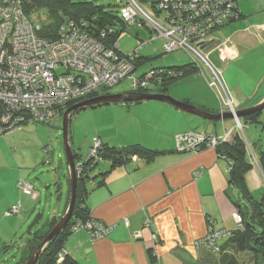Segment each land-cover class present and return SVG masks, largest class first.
<instances>
[{"label":"crops","instance_id":"1","mask_svg":"<svg viewBox=\"0 0 264 264\" xmlns=\"http://www.w3.org/2000/svg\"><path fill=\"white\" fill-rule=\"evenodd\" d=\"M258 1L261 0H238L237 7L241 17L215 29L211 36L213 44L217 45L209 53V60L221 69L229 96L242 109L258 105L264 98V67L257 69L255 62L257 55L263 56L260 62L264 61V22H259L264 18V12L258 13ZM262 4L260 2V6ZM248 13H258L255 18L259 21L254 22L257 23L255 26L245 29L244 25L240 26L243 23L240 19L248 17ZM233 23L237 24L234 26L235 31ZM225 26H229L231 33L219 40L215 32ZM219 50L229 53L225 61L219 58ZM248 51L257 53L251 54L253 65H246L243 70L238 63ZM142 65L137 66L136 70ZM194 74L198 73L187 75ZM193 80L194 78L184 81L188 82L186 84H189L193 95L178 99L201 109L217 111L218 107L216 108L209 90L205 87L203 92L195 88ZM235 86L240 87L239 94L233 92ZM247 90L250 98L245 101L243 92ZM138 105L149 111L147 116L155 118H150L155 122L151 129L156 133L153 136L148 133L150 139L139 134L142 122L138 120V124L133 127L135 130L125 122L122 135L96 136L91 139V143L83 144L79 152L84 155L92 146L93 140L99 139L102 143L113 146L140 143L162 153L151 162L133 157L123 165L111 168L104 165L101 171H108L103 177L104 182L91 190L86 201L91 208V217L112 225L113 229L106 237L97 241H90L85 230H77L66 239L64 248L80 264H220L218 259L213 258V253L194 249L192 243L205 235L210 220L215 229H234L231 215L235 209L230 199L236 200L240 194L228 184V164L223 158H218L214 150L179 153L175 150L174 139L176 134L185 131L220 135L223 129L233 128L232 121H209L161 101H141L129 108L109 104L123 114L124 110L129 112ZM128 118L125 117V120H129ZM260 151L261 149L257 154ZM194 171L200 173L195 176ZM245 180L250 192L253 188L264 186V177L257 166L251 168ZM9 186L11 191L6 188L7 183L3 182L1 185L0 212L17 201L13 183ZM22 196L25 195L19 191V197ZM65 209L66 206L64 211ZM124 219L128 220V226L124 225ZM146 219L152 220L150 228L144 226ZM136 232L140 236H136ZM151 232L157 235L156 240L151 237ZM149 249L157 257L154 262L148 257ZM56 264L62 263L58 261Z\"/></svg>","mask_w":264,"mask_h":264},{"label":"rangeland","instance_id":"2","mask_svg":"<svg viewBox=\"0 0 264 264\" xmlns=\"http://www.w3.org/2000/svg\"><path fill=\"white\" fill-rule=\"evenodd\" d=\"M92 1L95 2L96 4L104 5L106 7L111 6L113 8H118L117 6L123 0H92ZM136 1L139 4V6H144L145 4L144 0H136ZM260 2L263 3L261 6H260ZM144 9L151 17L157 19L159 22V19L156 18V15H154L148 8L144 7ZM256 9L259 10L258 13L264 12L263 0L258 1ZM258 13L246 14V16L248 17L244 19H240V21L243 22L240 23V26L244 25L245 29L248 27L255 26V24L257 23L254 22L259 21L256 20L255 18V16H257ZM37 16H39L40 20L43 21L46 20L44 10L38 11L33 15V17H37ZM233 20H235V18ZM259 22H264V18ZM137 24L126 26V29L121 33L117 41L119 43L120 49L124 54H128L134 51L135 48L138 46V44L140 42H143L142 48L140 49V46H138L137 50L139 51L138 54L135 55L137 56L143 55L146 58L142 59L144 62L143 65L137 70H135L136 74H139L151 67L150 69H148L149 75L143 78V80L147 83V85L146 83H144L143 88L136 87V89H134L131 94H135V95H138L140 93L164 94L160 90L157 89L155 90L151 85L152 84L157 85L159 80L162 82L165 81L167 83L169 79L175 80L179 75L176 73V71L172 72L170 69H165V67L161 68L155 66H176L182 63L191 62L193 59L189 55V53H187L185 50H182L180 48L179 50L171 53H167L166 51H164L163 45L165 39L159 37L160 34H163L162 29L153 30L151 27H149L146 24V22L141 25H137ZM233 24H234L233 30L235 31L234 26L237 24L235 23ZM230 33L231 30L229 26H225L224 28H221L215 32L216 37H218L219 40H223L225 37L229 36ZM104 36L105 34H103L102 38ZM210 39L211 38H209V40L208 39L206 40L208 46L206 45L207 47L205 49L203 47V51H205V53H207L208 56L209 53L213 49H215L217 45V44L216 45L213 44V39L211 40ZM206 42H204L203 45H205ZM103 44L107 46L105 43ZM257 51L255 52L257 53ZM258 52L260 54V51ZM223 53L224 56H220L219 54V58L222 59V61H225L229 53L228 54L225 52ZM253 53L252 51H248L240 58V62L238 64L239 66L242 67L243 70L246 65H248L249 67L253 65V56L251 55ZM212 57L214 59V54L212 55ZM262 58L263 56L257 55L255 59V62H257L256 63L257 69H262L264 67V61L260 62ZM216 68L221 72L220 68L218 67ZM132 70L131 67L129 66V70L125 74V77H122V79L117 78L114 81H112V83H110L111 85L105 86V88H107L106 92L109 94H117V93L129 94L126 92H129L131 90V85L127 77L131 75ZM203 70H204L203 72L206 73L205 69ZM133 72L134 71H132V73ZM204 73L203 75L202 74L201 75L206 79ZM201 75L199 73L196 75L195 74L187 75L175 82H171L168 86V92H170V94L168 93V95H170L175 100H179L178 98H182L184 96H192L193 92L190 89L189 84H186L188 82L184 83V81L186 79L194 78L193 80L194 87L203 90V92H204V88L206 87L210 92L213 102L216 104V108L218 107L217 111H208L198 107L197 109L206 113H211L214 115L221 116L217 120L207 119L209 121H213V122L232 121L233 128L223 129V132L220 135L209 134L201 131L196 132L199 133L200 135L205 133V135L209 134L214 136L213 139L207 137L204 141V145L200 148L199 151L204 149H212L215 151L218 158H223L226 161L224 155L221 153L220 150H218L219 149L218 146L221 143H223L220 140L224 136H227L226 137L227 140L231 141L233 137L230 138L229 136L231 135L234 136L235 133L237 132L243 134L242 140L244 144L245 145L248 144L251 151L254 154H257L258 150L260 149L264 151V107L263 109H261V112L258 115L255 122L251 119H248V116L250 114L242 117H236L235 114L237 111L246 110L250 107H246L243 109L239 108L236 102L233 100V98H231L230 99L231 103L235 107V110L232 113L230 103L228 101H225V103H222L220 105V98L218 97L216 91H213L212 89L209 88L207 81ZM221 76H222V72H221ZM223 86H224V90L229 95V91L226 88L225 84H223ZM143 90L148 93H143ZM240 90L241 89L239 86L233 87V92L235 93L239 94ZM248 91L249 90L243 92L245 94L243 95L245 96L244 97L245 99L243 100L245 101L250 98V93L248 94ZM90 93H87V95ZM79 99H81V97L74 100L76 101ZM153 101H157V100H153ZM263 101L264 98L261 102ZM109 104H102L103 106L102 105L96 106L95 108H90V107L85 108L71 115L70 121L68 123L67 137H68V144L72 150L74 151L82 150L83 144L86 143L89 144V142L91 143V139L96 136L101 137V135H106L112 137V136H117V134L122 135L124 133L122 131V127L126 126L125 122L130 124L132 128L138 124V120L142 122V124L140 125L141 130L139 131V134H141V136L146 137L147 139L151 138L150 135H147L148 133H151L152 136L156 134L151 129L154 126L155 122L150 119L152 118L154 120L155 118L147 116V114L149 115L150 113L148 110H145L144 107L138 105L135 108L130 109L129 112L124 110V114H123L119 112L117 108L109 106ZM2 109L4 112L7 109V107L2 105ZM229 113L232 114L233 116L231 119H225L222 117L223 114H229ZM125 117H129L128 118L129 120H125ZM0 118L1 120L3 119L1 115ZM237 119L239 120L240 123L239 126L237 125L236 122ZM27 120L29 119H26L25 123H22L23 121H19L17 124H20V130L15 131L13 133L8 132L10 130L12 123L7 122V124L5 125L0 124V183H1L0 191L3 190V188H1L3 182L5 184L7 183L6 188H8V191L10 189L9 184L13 183L14 186L16 181L19 180H26L32 183L33 185V191L31 192L30 195H26L27 197L25 196L19 197V191L14 186L15 192L17 194V199H16L17 201L15 202V204L19 202L21 206V212L18 215L5 217L3 214L4 212H0V264H22V262L23 264H25L26 263L25 261L28 260V257H30L31 254L30 251L31 248H28L27 250L25 249L27 242L31 240L38 232L43 231L44 234H46V232L48 234L51 231L50 229V231L48 232L52 219H60L62 216L61 215L62 212L64 214L68 209L67 203L70 194V185H69V172H68L66 156H65L63 131H62L63 115L59 114L54 120H52L51 123H44V124L31 123ZM157 126L160 127L159 125ZM135 129L136 128H133L132 130ZM232 130L233 133L231 132ZM185 132H190V131H185ZM240 133L238 134L241 135ZM214 142H219V144L217 146H214L213 145ZM131 143L133 144L134 142ZM176 151L179 153H195L193 151H190L189 147L187 149L183 148ZM251 154L252 153L249 151L250 158L252 159L253 162H255L254 165L257 166L255 158L251 156ZM226 162L228 164L227 171L229 175V172L231 170V163L229 161ZM73 163H74L73 167L76 175L77 163L74 160V157H73ZM83 167L84 166H82L81 164L80 175L82 174ZM193 174L195 176L198 175L197 171H194ZM230 186L234 188L233 184L232 185L230 184ZM251 193H252V197L255 200L264 199V186L262 185L261 187L253 188ZM65 206L66 209L64 211ZM231 218L234 223L233 230L242 228L243 226L242 221H240L239 223L235 212L232 213ZM151 221H152L151 219H148L144 225L151 226L152 225ZM212 228L214 230H212ZM210 230H212L213 233H219V229L214 228L213 221L211 220L207 224V231L205 235L207 233H210L209 232ZM221 230H225L230 233V230H227L225 228H222ZM135 235L140 236V233L136 232ZM225 235L222 234V236L221 235L219 236L223 237ZM151 237L154 240L157 239V235L155 233H152ZM218 252L221 253L220 255H223V248L219 249V251L216 250V252L213 254L214 259L219 258V255L216 254ZM230 253H233V258L234 259L236 258L239 264H253V262L258 261L260 259V254L257 253L256 251H250V252L230 251ZM57 258L58 257H56V261L58 262L59 260Z\"/></svg>","mask_w":264,"mask_h":264},{"label":"built area","instance_id":"3","mask_svg":"<svg viewBox=\"0 0 264 264\" xmlns=\"http://www.w3.org/2000/svg\"><path fill=\"white\" fill-rule=\"evenodd\" d=\"M237 2L238 0H154L153 5L146 3L139 6L136 0H124L120 14L128 23L141 25L146 22L153 30L162 29L163 34L159 37L165 39L164 51L171 53L180 48L189 53L197 72L203 75L205 69L207 84L216 91L220 105L228 101L233 113L235 107L224 90L221 72L211 63L203 47L205 49L208 46L206 40L212 39L215 29L224 22L237 18ZM144 7L156 15L159 22ZM78 24L73 20H66L59 26L56 38H42L35 32L39 27L31 24L24 16L19 1L0 0V115L4 119L0 118V124L12 123L9 133L20 129V124L17 123H25L26 119L31 123H51L68 101L83 98L91 91L111 85L117 78L122 79L129 66L131 70L134 69L127 77L132 90L144 87L146 82L135 74L136 55L123 54L118 45L105 46L99 39L83 32ZM219 51L220 56H224ZM60 65L63 71L58 73ZM148 73L149 71L145 76ZM2 105L7 107L4 112ZM236 122L239 126L238 119ZM207 137L214 138L213 135H200L195 131L179 133L175 136L176 150L189 147L190 151L196 152L204 145ZM241 137L243 138V134ZM217 144L219 142H214L213 145ZM99 148L100 140L94 139L86 158L98 160ZM76 163V177H79L81 163ZM197 173L199 174L198 171ZM17 186L24 195H30L33 191V185L23 180ZM20 210L21 206L17 203L5 215L18 214ZM235 214L240 223L241 218L236 212ZM123 223L126 226L129 224L127 219ZM85 228L91 241L106 237L113 229L112 225L90 222L85 224ZM212 230L193 241V248L208 246L218 251L219 241L224 237H221L222 234L229 235V232L219 229V233H213ZM65 253V249L60 250L59 261Z\"/></svg>","mask_w":264,"mask_h":264},{"label":"trees","instance_id":"4","mask_svg":"<svg viewBox=\"0 0 264 264\" xmlns=\"http://www.w3.org/2000/svg\"><path fill=\"white\" fill-rule=\"evenodd\" d=\"M17 1L20 2L21 11L23 12L24 16L27 17L29 22L39 27V29L35 30L36 34L46 39L56 38V34H57V30L59 29V26L62 25V23H64V21L66 20H73L74 22L79 23L78 25L83 32L89 34L94 38L99 39L109 47L118 45V48L120 49L119 43L117 41L121 33L126 29V26L137 24V23H132V24L128 23L121 16L120 9L122 7V3L124 2V0L117 6L118 8H113L111 6L106 7L104 5L96 4L92 0H17ZM144 1L145 4L146 3L150 5L154 4V0H144ZM41 10H44L45 12V16H46L45 21L40 20L39 16L33 17L35 13ZM235 12L237 13L236 16L237 18L235 19L241 17L240 12L238 11V7L237 10H235ZM229 21L224 22L219 27L223 26L225 23H228ZM102 33L105 34L103 38L101 36ZM138 46H140L141 49L143 46V42H140ZM138 46L135 48L134 51L130 53L134 55L138 54L139 51L137 50ZM120 51L122 52L121 49ZM144 58L146 57L143 55H138V56L136 55L134 59L135 66L136 65L139 66L143 64L144 62L142 59ZM162 67H165V69H170L172 72L176 71V73L179 75L175 80L169 79L167 83L165 81L162 82L159 80L157 85L156 84L151 85L155 90L156 89L160 90L164 94H167L168 86L171 82H175L187 74L198 73L196 71L197 67L193 62H189L183 65H176V66H161V68ZM62 71H63V67L60 65L58 67L57 72L60 73ZM147 71L149 70H146L143 73H139V74L135 73V74L136 76L138 77L140 76L141 79H143ZM106 90L107 88L101 87L97 90L92 91L90 94L79 100L69 101L67 105L62 107L61 112H59V114L63 115V113L70 106L80 101L109 94L106 92ZM132 92L133 90L131 87V90L126 93L131 94ZM143 93H148V92L143 90ZM140 102L141 101L121 102L115 104L124 106L125 108H129L131 105ZM75 112L77 111H74L73 113ZM260 112L261 110H256L252 112L248 116V119H251L255 122ZM19 130L20 129L16 131ZM231 132L233 133V130ZM229 137L230 138L233 137L232 140L228 141L227 138H223L222 139L223 143H221L218 146L219 148L218 150H220L221 153L224 155L226 161H229L231 163V170L229 172L228 184L229 185L233 184L236 191L240 194V197L237 198L236 200L233 199L230 200L234 206L235 209L234 212H236L238 216L241 218L243 226L240 229H236L232 231L230 230L229 235H225L223 239L219 241V246H220L219 249L223 248V255H220L221 254L220 252L216 253L219 255L218 262L220 264H239L238 260H236V258L235 259L233 258V253H230V251L231 252L256 251L257 253L260 254V259L258 261L253 262V264H264V199L255 200L252 197V193L248 190L245 180L246 174L251 170L253 166H255L254 165L255 162H253L252 159L250 158L249 151L252 153L251 156L255 158L256 165L261 170V173L264 177V151L261 150L259 154H254L251 151L249 145L244 144L242 140L243 138L238 133H235L234 136L231 135ZM174 142H175V150H176L175 139ZM72 151H73L74 160L76 162H80V163L82 162L81 164L84 167L82 170V174L79 177H76L77 178L76 195H75L73 209L71 211V216L65 228L62 229L58 233V235L52 238L44 246L35 264H56L57 263L56 257L59 258L58 254L60 253V250L65 249L64 242L66 241V239L69 237V235H71V233H74L77 230H85L87 233V229L85 228V224L87 222L94 224L102 223L105 226L108 225L101 220L98 219L95 220V218L91 217V208L88 206L86 201L87 196L91 192V190L103 184L104 182L103 177L108 172V171H101L104 165H108L110 168L116 165H123L130 162L133 157L141 158L145 162H151L152 160H154L156 156L162 153V151L160 150H155L145 147L140 143H133L124 146H113L107 143H102L101 141H100V148L98 149V153H99L98 160H93L92 158H86L87 154L84 155L80 154L79 151H74V150ZM198 151H196L195 153H197ZM17 183H16L17 189L23 194V192L18 188ZM68 203H69V199H68ZM12 205H15V203ZM12 205H10L4 211L3 213L4 215L5 212ZM18 214H10L8 216L6 215L5 216L11 217ZM58 220L59 219H52L48 232L50 231V229L54 227V225L58 222ZM46 235L47 232L46 234H44L43 231L36 233L35 236L27 242L25 249L27 250L28 248H31L30 251L32 253L33 250L46 237ZM202 249L211 252L213 254L216 252L212 247H208V246H204L202 247ZM65 252L66 253L63 255L61 260L62 264H80L79 261H77L74 257L68 254L66 249ZM147 253L151 262H154L157 259L152 249H149Z\"/></svg>","mask_w":264,"mask_h":264},{"label":"water","instance_id":"5","mask_svg":"<svg viewBox=\"0 0 264 264\" xmlns=\"http://www.w3.org/2000/svg\"><path fill=\"white\" fill-rule=\"evenodd\" d=\"M148 100H157L166 102L168 104L173 105L174 107H177L181 109L184 112L209 119V120H217L221 116L220 115H214L211 113H206L203 111H200L197 109V107L190 105L186 102L178 101L172 98L168 94H125V93H117V94H107V95H101L97 96L91 99H87L81 102H78L72 106H70L64 113H63V138H64V146H65V156H66V162L69 172V185H70V194H69V204L67 211L63 214V216L59 219V221L55 224V226L51 229V231L46 235V237L41 241V243L33 250L30 257L26 261L25 264H35L38 257L41 254L42 249L44 246L58 233L65 228L68 220L71 216V211L73 209L74 201H75V195H76V175L75 170L73 167V151L71 147L68 144V123L70 121V117L73 114L74 111H79L81 109L89 108V107H95L100 106L102 104H109V103H121V102H135V101H148ZM264 107V101L259 103L258 105L253 106L252 108H248L246 110H241L236 112V117H242L248 114H251L252 112L256 110H261ZM223 118L225 119H231L233 116L232 114H223Z\"/></svg>","mask_w":264,"mask_h":264},{"label":"bare ground","instance_id":"6","mask_svg":"<svg viewBox=\"0 0 264 264\" xmlns=\"http://www.w3.org/2000/svg\"><path fill=\"white\" fill-rule=\"evenodd\" d=\"M60 116H61V115H60ZM237 133H239V132H237ZM240 136H241V135H240ZM217 145H218V144H217ZM217 145H216V146H217ZM200 148H201V147H200ZM95 220H96V219H95Z\"/></svg>","mask_w":264,"mask_h":264}]
</instances>
